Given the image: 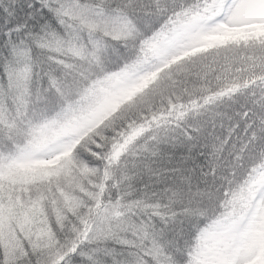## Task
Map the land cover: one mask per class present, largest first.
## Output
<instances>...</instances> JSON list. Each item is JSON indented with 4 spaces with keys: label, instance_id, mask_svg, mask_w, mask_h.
I'll list each match as a JSON object with an SVG mask.
<instances>
[{
    "label": "trees",
    "instance_id": "16d2710c",
    "mask_svg": "<svg viewBox=\"0 0 264 264\" xmlns=\"http://www.w3.org/2000/svg\"><path fill=\"white\" fill-rule=\"evenodd\" d=\"M212 1L105 0L106 23L89 29L69 20L71 40L62 47L52 42L37 48L42 60L32 56L31 48L28 58L18 54L13 67L23 73L21 86L8 91L5 80L0 96V155L8 158L5 163L32 149L47 127L84 109L107 77L152 64L164 51L162 35L206 17ZM87 2L98 11L95 0ZM232 39L189 49L72 148L88 150L91 138L100 134H110L103 145L119 144L121 133L140 129L110 165L107 179L102 165L84 181L93 192L99 191L94 185L103 184L105 201L120 182L119 192L130 193L126 202H141L137 212L149 217L145 221L138 215L137 220L149 227L132 235L145 247L163 234L157 229L153 235L151 216L172 233L165 243L175 246L181 222L193 215L206 224L224 215L234 223L246 219L264 184V30L245 40ZM50 76L56 77L59 91L52 88ZM221 185L231 202L226 206L217 203L223 200ZM51 211L54 220L55 209ZM65 227H72L70 214ZM18 264L28 262L20 259Z\"/></svg>",
    "mask_w": 264,
    "mask_h": 264
},
{
    "label": "snow or ice",
    "instance_id": "6c2138e0",
    "mask_svg": "<svg viewBox=\"0 0 264 264\" xmlns=\"http://www.w3.org/2000/svg\"><path fill=\"white\" fill-rule=\"evenodd\" d=\"M95 2L98 11L87 0H0V96L5 94V80L8 91L21 86L23 73L13 67L18 54L28 58L31 48L32 56L42 60L43 53H37V48L52 42L62 47L71 40L69 20H78L89 29L106 23L105 0ZM243 7L238 3L230 9L233 18ZM49 82L55 91L60 90L55 76ZM139 131L121 133V143L108 146L101 141L110 134L96 135L88 150L64 145L47 158L25 150L5 163L8 158L0 155V264H18L20 259L28 264H264V230L258 223L233 234L234 222L228 215L208 224L193 215L181 222L182 235L173 246L165 243L171 241L172 233L153 215V235L157 229L163 234L145 247L132 235L149 227L137 220L138 215L145 221L149 217L137 212L135 206L141 202H126L130 193L119 192L120 182L106 201L103 184L94 185L98 192L86 187L84 178L95 176L102 165L104 178L109 177L110 165ZM218 193L223 197L219 205L231 203L223 185ZM69 214L70 230L65 227Z\"/></svg>",
    "mask_w": 264,
    "mask_h": 264
},
{
    "label": "rangeland",
    "instance_id": "374dc122",
    "mask_svg": "<svg viewBox=\"0 0 264 264\" xmlns=\"http://www.w3.org/2000/svg\"><path fill=\"white\" fill-rule=\"evenodd\" d=\"M238 3L245 7L239 10L236 18H233L230 9ZM224 6L225 0H215L208 9V19L202 20L196 26L193 25L192 27L195 26L193 30L189 28L184 36L176 39L172 46L176 52L166 57L164 61H159L147 69L116 74L98 90L95 99L87 109L85 107L83 111L81 110L82 112H78L56 128H46L40 133L37 140L38 145L33 150L37 151L36 156L47 158L54 154V150L59 152L64 145L70 147L84 133L94 128L109 115L118 106V103L152 80L156 73L168 65L169 59L196 45L198 42L196 35H201L200 31L205 26H208L209 34L216 31V37L222 35L226 37L225 39L232 37L237 41L255 36L258 29L264 30V0H231L227 6ZM222 11L227 12V15L218 18ZM207 38L209 37L203 38L202 43H208ZM254 222L264 230V187H261L257 196L252 218L246 223L234 224L233 234L244 231ZM226 242L231 243L232 241Z\"/></svg>",
    "mask_w": 264,
    "mask_h": 264
}]
</instances>
